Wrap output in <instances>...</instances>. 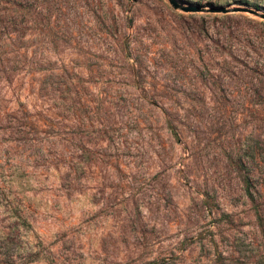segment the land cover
I'll return each mask as SVG.
<instances>
[{
	"label": "rangeland",
	"instance_id": "rangeland-1",
	"mask_svg": "<svg viewBox=\"0 0 264 264\" xmlns=\"http://www.w3.org/2000/svg\"><path fill=\"white\" fill-rule=\"evenodd\" d=\"M0 264H264V0H0Z\"/></svg>",
	"mask_w": 264,
	"mask_h": 264
},
{
	"label": "trees",
	"instance_id": "trees-1",
	"mask_svg": "<svg viewBox=\"0 0 264 264\" xmlns=\"http://www.w3.org/2000/svg\"><path fill=\"white\" fill-rule=\"evenodd\" d=\"M247 188V187H246ZM245 188V189H246ZM246 191V195L248 196V197H250V199H252V196H251V193L248 191V190H245Z\"/></svg>",
	"mask_w": 264,
	"mask_h": 264
},
{
	"label": "water",
	"instance_id": "water-1",
	"mask_svg": "<svg viewBox=\"0 0 264 264\" xmlns=\"http://www.w3.org/2000/svg\"><path fill=\"white\" fill-rule=\"evenodd\" d=\"M175 6V4H173Z\"/></svg>",
	"mask_w": 264,
	"mask_h": 264
}]
</instances>
